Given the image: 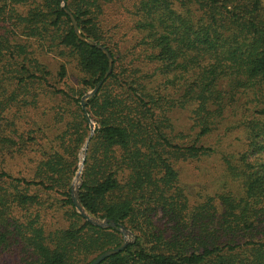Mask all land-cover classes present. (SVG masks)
Listing matches in <instances>:
<instances>
[{"label":"trees","instance_id":"1","mask_svg":"<svg viewBox=\"0 0 264 264\" xmlns=\"http://www.w3.org/2000/svg\"><path fill=\"white\" fill-rule=\"evenodd\" d=\"M66 10L113 59L84 108L108 59ZM123 228L100 264H264V0H0V264H89Z\"/></svg>","mask_w":264,"mask_h":264},{"label":"rangeland","instance_id":"2","mask_svg":"<svg viewBox=\"0 0 264 264\" xmlns=\"http://www.w3.org/2000/svg\"><path fill=\"white\" fill-rule=\"evenodd\" d=\"M110 7L115 9L116 7H119V5L111 4L108 6V8ZM109 20L112 21L113 23H118L119 26L120 24H122V29L124 31H126L129 27L128 21L127 23L124 22L121 19V16ZM55 58L56 56L53 54H44L41 58L43 63L48 67V69H50L53 72V74L56 73L58 68V59ZM73 73L74 72H71L70 74L73 75ZM82 158H83V154L81 153L80 159L82 160ZM199 168L200 170L196 169L195 166L193 165H185L184 167L181 168V181L185 185V188L190 198H192L193 196H197V193L202 191L205 194L212 193L216 189H218L221 185L219 184V182H221L222 179L221 170L215 161L213 160L208 161L204 165H201ZM80 169L82 172V165L79 166V169L76 172L75 177L72 181V183L76 185L79 184V181L76 180V175L78 174ZM128 240H131V237H129Z\"/></svg>","mask_w":264,"mask_h":264},{"label":"water","instance_id":"3","mask_svg":"<svg viewBox=\"0 0 264 264\" xmlns=\"http://www.w3.org/2000/svg\"><path fill=\"white\" fill-rule=\"evenodd\" d=\"M63 4H65L66 0H60ZM66 13L67 15L70 17V20L72 22V26H73V29H74V32L75 34L77 35V37L83 41V42H86L87 44H89L90 46H93V47H96L97 49L101 50L107 57L108 59V70L106 71L103 79L101 81H99L97 83V85L94 87V89L92 91H90L89 93H87L83 98H82V102H81V105L82 107L84 108L85 107V104H86V101L93 97L94 95H96V93L98 92V90L100 89L101 85L103 84L104 80L110 75L111 73V70H112V62H113V59L111 57V55L108 53V51L100 44H97L96 42L92 41V40H89L85 37H83L80 33V30H79V27H78V24L76 22V20L74 19V17L72 16V14L66 10ZM86 119L87 121L90 123V128L93 130L94 127L92 126L91 124V121H90V118L88 116V114L86 113ZM81 169L80 171L78 172V174L76 175V180L79 181V184L76 185L74 183L71 184V198H72V202H73V205L76 209V211L86 220L88 221L89 223H91L92 225H95V226H99V227H108V226H111L112 224L109 223V221H101L99 219H96L92 216H90L89 214H87L85 212V210L83 209V207L81 206L80 204V201H79V197H78V189H79V186L81 184ZM122 233L124 235L123 237V241L121 243V245L117 248H114V249H109L105 252H103L102 254H100L98 257H96L93 261H91L89 264H100L102 261H104L106 258H109L110 256L112 255H115L117 253H119L120 251H122L124 249V247L131 241V240H128L129 237H131V235L125 231V229L123 228L122 230Z\"/></svg>","mask_w":264,"mask_h":264}]
</instances>
